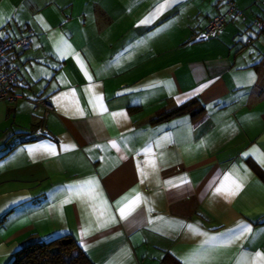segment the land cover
I'll return each mask as SVG.
<instances>
[{"label": "crops", "instance_id": "crops-1", "mask_svg": "<svg viewBox=\"0 0 264 264\" xmlns=\"http://www.w3.org/2000/svg\"><path fill=\"white\" fill-rule=\"evenodd\" d=\"M234 2L201 39L220 0H0L1 37L33 30L0 102V264L65 233L92 264H264V32Z\"/></svg>", "mask_w": 264, "mask_h": 264}, {"label": "built area", "instance_id": "built-area-1", "mask_svg": "<svg viewBox=\"0 0 264 264\" xmlns=\"http://www.w3.org/2000/svg\"><path fill=\"white\" fill-rule=\"evenodd\" d=\"M225 6L224 11L212 17L201 31V39L216 37L223 29L230 17H240L243 12L235 5L234 0H220ZM260 14L251 21V26L259 32H264V0H259ZM33 30L27 27L16 38L0 36V102H13L20 96L14 92L17 82L19 64L18 54L28 51L32 45ZM33 109H43L44 113L53 112V105L48 97L32 101Z\"/></svg>", "mask_w": 264, "mask_h": 264}, {"label": "trees", "instance_id": "trees-1", "mask_svg": "<svg viewBox=\"0 0 264 264\" xmlns=\"http://www.w3.org/2000/svg\"><path fill=\"white\" fill-rule=\"evenodd\" d=\"M193 101H188L160 114L156 120L190 111ZM8 264H92L83 250L68 233L40 241H30L17 249Z\"/></svg>", "mask_w": 264, "mask_h": 264}, {"label": "snow or ice", "instance_id": "snow-or-ice-1", "mask_svg": "<svg viewBox=\"0 0 264 264\" xmlns=\"http://www.w3.org/2000/svg\"><path fill=\"white\" fill-rule=\"evenodd\" d=\"M219 191V190H218ZM121 212L123 213V209L121 210Z\"/></svg>", "mask_w": 264, "mask_h": 264}]
</instances>
